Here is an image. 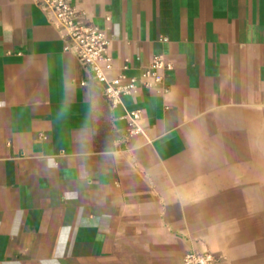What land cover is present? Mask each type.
Returning <instances> with one entry per match:
<instances>
[{
	"label": "crops",
	"instance_id": "crops-1",
	"mask_svg": "<svg viewBox=\"0 0 264 264\" xmlns=\"http://www.w3.org/2000/svg\"><path fill=\"white\" fill-rule=\"evenodd\" d=\"M68 1L113 76L173 69L112 108L39 0H0V264H264V0Z\"/></svg>",
	"mask_w": 264,
	"mask_h": 264
},
{
	"label": "built area",
	"instance_id": "built-area-1",
	"mask_svg": "<svg viewBox=\"0 0 264 264\" xmlns=\"http://www.w3.org/2000/svg\"><path fill=\"white\" fill-rule=\"evenodd\" d=\"M39 6L61 33L65 52L73 55L89 77L102 87L103 96L112 108L122 105L125 97L135 95L140 89L158 91L163 88L164 74L173 69L163 56L155 57L139 77H129L126 73L113 76L111 40L105 29L95 25L68 0H39ZM126 70L128 66H124L123 71ZM126 119L129 136L143 133L139 111L127 113ZM183 264H220V259L209 251H191L185 255Z\"/></svg>",
	"mask_w": 264,
	"mask_h": 264
}]
</instances>
